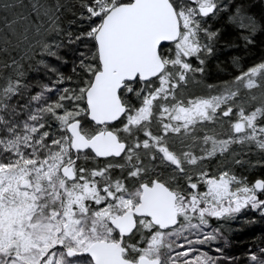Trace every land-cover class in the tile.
<instances>
[{
  "label": "snow or ice",
  "instance_id": "snow-or-ice-1",
  "mask_svg": "<svg viewBox=\"0 0 264 264\" xmlns=\"http://www.w3.org/2000/svg\"><path fill=\"white\" fill-rule=\"evenodd\" d=\"M80 7L88 27L74 40L69 33V42L89 43L76 87L40 85L27 103H14L30 86L15 60L5 64L15 76L0 84V264H216L195 247L217 239L204 231L209 218L249 207L264 214V179L210 175L201 162L234 144L264 151V102L249 110L238 99L240 86L264 81V62L242 71L236 87L184 99L189 74L203 71L193 59L202 65L214 51L218 33L205 25L219 0H80ZM31 9L34 22L47 17V31L60 34L59 6L33 0ZM28 19L6 22L5 44ZM60 47L42 44L57 59ZM53 91L59 96L50 101ZM217 122L232 134L206 129Z\"/></svg>",
  "mask_w": 264,
  "mask_h": 264
},
{
  "label": "rangeland",
  "instance_id": "rangeland-1",
  "mask_svg": "<svg viewBox=\"0 0 264 264\" xmlns=\"http://www.w3.org/2000/svg\"><path fill=\"white\" fill-rule=\"evenodd\" d=\"M66 0H53L55 8L59 6V13L62 12V8L60 6H63V2ZM26 5L30 6L33 3V0H26ZM220 3V11L215 15L207 19L206 27L209 28L210 31L213 30V24H215L220 18L225 16V19L228 20L233 26H235L238 31H240L243 35V39L247 38L250 39V36L257 30V25L250 17L245 15L239 10H230V0H219ZM10 4L15 5L14 7L4 8L3 5ZM27 7L25 6L24 0H0V26H5L6 22L12 21L18 17H21L22 14L27 11ZM58 15V13H57ZM79 33L84 32L87 30L88 27V21L81 20L79 17ZM28 25V26H27ZM28 29L27 33L32 32L30 35V40H28V45L33 46L34 49L36 48V53L32 55L33 60L32 63H36V71H33L34 74L32 75V78H28L23 76V81L27 84L28 81L33 80V82H36L34 85L31 84L29 89L25 90V94L22 99L14 98V103L18 102L19 104L27 103L28 98L31 95H34L38 93L41 88L40 85H49L50 87H53L56 90L62 89V88H74L81 82V76L82 71L79 73L81 76H79L78 79H72L69 78L63 74V71L59 69L61 65L64 64L63 61L60 59L67 58L68 56H71L73 59L74 53L72 51L68 52L69 49V42L70 37L68 35H63L62 32L60 34H56L54 32L47 31L49 26V20L47 17H43L41 15V18L37 20V22L34 23V26H31L29 23H26ZM39 27V31H37V28ZM254 29V30H253ZM17 33V28L15 29ZM25 31V30H24ZM67 32V31H66ZM215 32V31H214ZM24 33V32H23ZM63 40H62V38ZM34 39H38L33 41ZM247 41V40H246ZM45 42L47 43H53L58 42L61 44V47L59 49H54L57 51L59 59L48 56L44 54L42 44ZM86 43H89L88 41H76L74 44V49H77L76 57L73 63L74 65L80 64V61L82 59L80 53L81 52H88V49L84 47ZM214 46V43H213ZM214 53V51H213ZM213 53L211 55H205L204 64H199V62L195 59H193V67L195 68H202V72H196L194 74H189V79L186 85L182 86L179 90V95L184 99H191L194 97H201V96H208L210 94H217L218 92L222 91L225 86H231L236 87L234 84L235 78L238 76L237 74L240 73L241 70L237 71V73L229 77L225 81H222L220 83L216 84H207L205 82L204 77V71L207 61L213 56ZM67 56V57H66ZM30 58V57H28ZM27 58V59H28ZM30 60V61H31ZM30 63V62H29ZM66 63V62H65ZM47 65L48 67H45ZM65 65V64H64ZM30 66L32 64L30 63ZM2 68V67H1ZM55 68L56 72H52L49 69ZM74 70H71L72 73ZM246 71V70H245ZM0 72H2L0 70ZM68 75V74H67ZM240 75V74H239ZM15 76V75H12ZM60 77L64 78V82L62 84L54 83L55 80L59 79ZM26 78V79H25ZM25 79V80H24ZM0 84H3L6 80L2 79V75H0ZM211 86V87H209ZM239 97L238 99L244 101V106L251 110L252 108L259 106L262 102H264V81L260 82V86L257 88H254L252 90L245 89L243 86L239 87ZM48 97L50 98V101L56 100L59 96L58 91H53L51 93H47ZM255 96L256 99L252 100L251 97ZM228 118H223L224 121H227ZM55 123L54 121L52 122ZM206 129L208 131L214 130L215 134L219 136V138H227L229 135H231V128L230 125L227 122H217L215 124H207ZM155 130V129H154ZM201 136L204 134L203 131L199 133ZM173 141L177 143L176 138H173ZM241 161L240 163H236V161ZM147 162V161H146ZM158 163V162H157ZM204 169L210 173V175H217L221 171L227 170L230 173L236 175L238 178L244 179L246 183L252 184L255 182L252 177H250L251 173L254 171H257L258 169L264 171V151H260L256 148L254 144H234L231 146L228 153L224 155H217L211 159L205 160L201 162ZM169 176V171L164 169L163 170V177L167 178ZM264 179V175L262 178ZM178 182L183 185L185 181L183 179H180L178 177ZM262 199H264V195L261 196ZM241 214L242 216L251 215L252 217L256 215L257 217H264V214H262L260 209H251L245 208L242 209ZM240 214V215H241ZM239 215V216H240ZM242 220V219H240ZM236 222L235 217L232 218H225V219H215V218H209L210 227L204 229V231H216L217 239L209 244L204 245H195L196 248L200 250V252H206L208 255L212 256L216 260V264H230L233 262H229L225 250L227 248L226 241L227 237L231 232V226ZM187 235V233H186ZM195 238V237H191ZM219 249V251H218ZM182 250V249H178ZM253 256V255H252ZM252 256H247L243 259L238 260L239 262L233 263V264H256L255 261L251 259ZM258 259H264V249L260 250L257 254H255Z\"/></svg>",
  "mask_w": 264,
  "mask_h": 264
},
{
  "label": "trees",
  "instance_id": "trees-1",
  "mask_svg": "<svg viewBox=\"0 0 264 264\" xmlns=\"http://www.w3.org/2000/svg\"><path fill=\"white\" fill-rule=\"evenodd\" d=\"M24 2L25 6L28 7L22 16H28L29 19L28 21L21 20L19 24L14 25V28H17V33L9 37L10 43L5 44L4 42V38L9 30L5 26H0V70L2 71L0 75H2V79L4 80L10 75H15L12 68L5 67V64L10 65L13 60L21 66L20 71L29 79L33 77V71L37 70L36 63H32L33 60H31L33 59L32 55L37 54L36 48L34 49V45H28L32 32L27 33V40L23 39L22 33L25 27L27 28L28 26H25L26 23L34 26V23L38 19L35 22L33 21L32 17L35 14L30 9V6L26 5V0ZM39 2L45 8L56 9L53 0H39ZM60 7L62 8V12H58V23L63 33L62 37L70 33L71 38L74 40L80 34V30L78 29L80 24L79 17L83 11L80 7V0H66L63 2V6ZM229 7L230 10H239L254 20L257 30L250 36L252 43H248L247 39H243L242 33L225 19V16L213 24V30L218 35L214 41L213 56L207 61L205 66L204 77L207 84L220 83L234 76L239 70L241 71L237 75L254 65L264 62V0H230ZM35 40L38 39H34L33 41ZM74 46L72 43L69 44V49L67 50L74 53L73 59L71 56L60 59L65 65H61L59 69L67 77L78 79L81 76L79 74L81 73V69L78 64L74 65L75 62L73 63L72 61H74L76 53L79 50L74 49ZM29 62L32 66H30ZM74 69L76 70L71 73L70 71ZM35 83L31 80L27 84L31 86V84L34 85ZM263 175L264 171L258 169L252 172L250 177L257 180L262 178ZM241 212L234 215L236 222L231 226L232 229L226 241L227 248L225 254L229 259L228 261L233 263H237L239 262L238 260L249 255H255L264 249V217H257L256 215L252 217V214L242 216Z\"/></svg>",
  "mask_w": 264,
  "mask_h": 264
}]
</instances>
